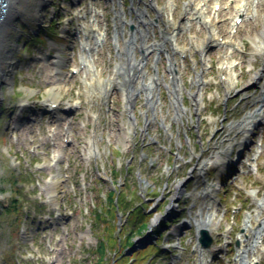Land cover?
<instances>
[{"label":"rangeland","instance_id":"rangeland-1","mask_svg":"<svg viewBox=\"0 0 264 264\" xmlns=\"http://www.w3.org/2000/svg\"><path fill=\"white\" fill-rule=\"evenodd\" d=\"M119 1L120 8L116 0H45L40 19L21 17L6 29L17 69L12 87H2L0 103V264H87L98 254L104 223L91 216L89 207L104 206L107 191L114 187L123 189L127 208L107 221L125 228L122 239L135 222L134 217L126 221L130 208L145 212L143 222L151 220L149 231L133 235V248L124 252L131 257L144 251L142 256L126 264H234L235 237L246 235L247 251L255 241L247 222L260 216L264 232V119L253 133L236 127L262 108L264 71L256 86H247L264 69L263 57L252 50L250 40L264 26V0L233 35L240 46H210L203 58L200 49L210 32L196 22L186 28L188 0H173L171 13L164 11L169 0H152L150 7L147 0ZM236 1L221 2L217 26L223 41L231 39ZM214 2L208 7L211 14ZM179 24L184 27L180 32ZM175 26L174 36L164 40ZM90 27L106 33L92 57L100 84L81 67L72 74L81 63L83 29L88 28L91 38ZM140 31L146 35L144 43ZM127 41L134 46L135 61H142L131 80L115 74L116 65L124 62L121 49ZM155 44L162 45L160 54ZM57 49L65 50L61 56L66 60L56 71L60 75L52 66ZM225 58L235 68L231 88L229 69L221 66ZM170 64L183 85L178 105L167 71ZM110 78L113 83L108 85ZM60 80L66 87L58 97L60 111L46 112L52 84ZM149 84L150 92L145 90ZM129 87L137 96L127 108L124 94ZM245 139L252 142L246 149ZM241 150V158L232 163ZM212 214L218 222L210 231L214 251L200 257L195 222ZM158 217L167 223L161 235L153 233L160 225L154 222ZM115 225L109 236L116 245L106 243L102 264H110L117 244L118 252L123 249ZM261 238L253 254H244L251 263L255 258L264 264V233ZM156 240V250L149 249Z\"/></svg>","mask_w":264,"mask_h":264},{"label":"bare ground","instance_id":"bare-ground-1","mask_svg":"<svg viewBox=\"0 0 264 264\" xmlns=\"http://www.w3.org/2000/svg\"><path fill=\"white\" fill-rule=\"evenodd\" d=\"M24 1H28V0H0V103L2 100V87L8 88V89H10L12 87V75H13V72L17 69L16 60L14 59V57L12 55V53L14 52V46L12 45L11 41L9 40V36H8V33L6 32V29L12 28L13 23L21 17H25L28 19L34 18L37 20L40 19L42 16V7L44 5H47V3H45V0H29L30 4L22 6L21 2H24ZM191 1L195 2L194 0H191ZM210 1L211 0H199L197 6L192 8V12H193L194 16H196V17L192 16V14L190 16H191L192 20L195 18L194 22L198 23L199 25L204 24L207 27L208 32H210L209 35H211V38H215V41H217V39L219 37L218 34H219L220 30L218 27H215V23L219 18V13H214V10H213L214 6L212 9L214 14H211L208 12V7L210 4ZM258 3H259V0H242V1L237 0L235 3V9H236L238 14L240 13L241 15H245L246 17H248V16H250L249 14H251L255 10V7L258 5ZM174 4H175V2H173V0H169L164 11L171 13L172 7H174ZM188 11H189L188 8H186V14H190V12H188ZM186 21H187L186 28L189 29L191 24L193 23V21L192 22H190L188 20H186ZM138 23L140 24V21H138ZM175 28L171 34L165 35V38L173 37L175 34V30H176ZM182 28H184V27H181V29ZM83 30L85 33V43L83 44L82 54L80 57L81 66L84 69V71H87L89 73V76H91L94 81H97L96 82L97 84H100L101 83L100 75L97 74L96 72L92 71V68L94 66L92 57H93V54H95V52L98 51L97 47H100L99 41H98V40H100V38L98 37V40H96V37L90 38L87 35L88 28L87 29L85 28ZM130 38L131 39L133 38V40H134L133 36H130L129 39ZM139 38H140L141 42L144 43V41L146 39V35L143 36L142 31H140V37ZM90 39H92V40L95 39V42L92 43ZM209 39H206V41H203V43H208ZM250 40H251V43L253 46L252 50L255 52H260V54L263 57L262 60L264 62V26L262 27V29L255 31L252 34V36H250ZM225 42H227V41H225ZM210 43L211 42H209V44ZM130 45L131 44L127 41V42H125V46L121 49L123 51L124 57H126V58H125L124 62L116 65L115 74L116 73L117 74L123 73L125 78L127 77L131 80V78L135 76L133 70L138 69V66H139V64H141L142 61H140L139 63L137 61H135V59L133 58L134 46L131 45V47H130ZM216 45L218 46V44H216ZM229 45H230V48H232L234 50L235 47H238L241 44L236 43L235 47H233L232 44H229ZM51 46L55 47V45H53V44ZM156 46L160 47V45H158V44ZM206 47H207V45H206ZM204 50L205 49H203V50L200 49V56L202 58H203V55L205 53ZM143 51H144V49H143ZM63 53H65V50L57 49V55L52 57V61H53L52 66L55 68V69H53L54 71L60 69L62 67L61 65L63 64V62H65L66 59L61 57V54H63ZM221 66L222 67L225 66L226 68L229 69V73L227 76V84H228L229 88H231L233 86V82H232V79L234 78L233 72H235V70H234L235 68L233 66V63L231 61H229L228 58H225L224 62L221 63ZM263 66H264V63H263ZM173 69H172L171 73H172V76L175 77V79H174L175 82H174V86L172 87V89H173L172 94L174 97V104L178 105L180 102V99L182 97L183 85L181 83L180 78L177 75L178 74L177 71L176 70L174 71ZM260 71L256 72L255 76L250 81L259 80L260 79V73H262V71H264V69H261ZM115 74L113 76H115ZM112 83H113V79L110 78L108 80V85H110ZM202 83H203L202 82V74L198 73L196 76V85L199 87L202 85ZM64 85H65V82H61V80L52 84L53 87L49 91L51 97L47 101L48 105H51V103L57 105L59 103L58 97L60 96V92L63 91L64 89H66V87ZM145 90L150 92L151 91V84H149L147 87H145ZM124 95H125L126 105H128V103H129L130 107H131L135 101L136 96H137L135 90H133L129 87L127 90V93ZM261 95L263 96V99H264V89H263ZM194 100H195V98H194ZM194 102H196V100ZM261 102L263 103V106L261 109H263L264 108V100H261ZM126 107L128 108V106H126ZM129 112H130V110H129ZM260 113H261V111L259 110L257 112V114H258L257 117L259 119L262 118V117H260L261 116ZM130 116H131V118H134L132 114ZM177 117H179V114H177ZM257 117H255L254 114H250L249 116H247V118H245L242 122H240L236 127H239L242 132L248 133L249 129L252 128L255 125V123H257V120H256ZM131 121H132V123H134V119ZM132 128L133 127H131V129ZM205 166H206V164H203L200 168L203 169ZM178 187L176 188L177 194L180 191V189ZM259 218H260V216L257 215L253 218V220L250 219L247 222V224H249V225L246 227V229H247V232L252 233L253 239L256 240V242H254V243H259L258 241L261 239L260 236L262 237V233H264L260 228L261 222H260ZM158 219H159V217L154 219V222H156ZM197 223H198V227L203 226L206 229H208V232L211 231V229L214 228L216 225H218V222L215 221V215H213V214L207 216L205 219H201L200 221H197ZM254 225L256 226V229H254L255 228ZM245 247L246 246L241 245V247L238 249V254L236 257L235 264H247L245 262V258L243 256L244 253H247V251L244 249ZM213 251H214V247H211L210 250H208V252H213ZM203 253H205V252H203Z\"/></svg>","mask_w":264,"mask_h":264},{"label":"trees","instance_id":"trees-1","mask_svg":"<svg viewBox=\"0 0 264 264\" xmlns=\"http://www.w3.org/2000/svg\"><path fill=\"white\" fill-rule=\"evenodd\" d=\"M32 37V36H31ZM113 174V172H112ZM114 174L116 175L117 172H114ZM113 174V175H114ZM123 189H119L118 187H114L113 190H108L106 195H105V202L106 204H104V206H100L97 205V207H89V212L91 214V216H93L94 219H98L104 223H102V231H103V235L98 236V241L96 244V251L98 254L97 256L93 257L91 259V261H89L87 264H102L104 262L103 256L106 254V243L109 244V246L111 247L112 245L115 246L116 245V241L114 237H110V233L114 230H112V228L114 227L110 222L107 221V219L109 218L108 216L112 215L111 218H117V213L118 212H122L125 214V209L127 208V201H125L124 196H123ZM15 206V204L13 205V207ZM134 217V224H133V228L130 231L129 235L132 234L131 236H126L125 238L122 239L121 235H123V231H125V228H121L119 229L116 225H115V229H117L118 232V238L120 241H122L121 246H122V250H118V247L120 246V244H117L116 248L117 249L115 252V257H112V261L110 262V264H126L129 260H131L133 257H137L136 255L138 254L139 257L142 256L144 251H139L136 254H134V256H129V255H124V252L131 248L134 244V240L133 237L134 236H142L144 234L145 231L148 230L149 228V223L150 221L146 218L143 222V218L145 217V212L141 211L140 208L136 207V208H130L127 211V214L125 215V218L127 219L126 221L128 222L129 219H133ZM19 218V217H18ZM106 219V220H105ZM110 219V218H109ZM108 219V220H109ZM165 222H162V225H165ZM155 235H160V228H156L155 232H153ZM134 235V236H133ZM157 245V243H156ZM149 249L153 248L154 250H156L155 245H150L148 246ZM106 250V251H105Z\"/></svg>","mask_w":264,"mask_h":264},{"label":"water","instance_id":"water-1","mask_svg":"<svg viewBox=\"0 0 264 264\" xmlns=\"http://www.w3.org/2000/svg\"><path fill=\"white\" fill-rule=\"evenodd\" d=\"M198 241H200V243L202 244V247H209L211 243V239L208 236V233L205 229H202L200 231V236L198 238Z\"/></svg>","mask_w":264,"mask_h":264}]
</instances>
